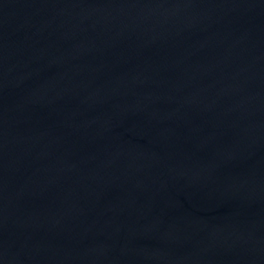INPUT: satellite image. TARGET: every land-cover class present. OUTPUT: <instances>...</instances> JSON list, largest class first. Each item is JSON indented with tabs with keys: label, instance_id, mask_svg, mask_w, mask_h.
Returning <instances> with one entry per match:
<instances>
[{
	"label": "water",
	"instance_id": "95a60500",
	"mask_svg": "<svg viewBox=\"0 0 264 264\" xmlns=\"http://www.w3.org/2000/svg\"><path fill=\"white\" fill-rule=\"evenodd\" d=\"M0 264H264V0H0Z\"/></svg>",
	"mask_w": 264,
	"mask_h": 264
}]
</instances>
